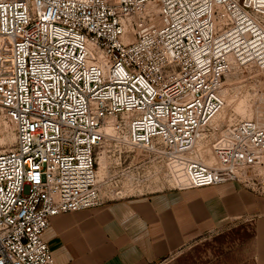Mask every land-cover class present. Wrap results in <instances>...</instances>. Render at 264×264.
<instances>
[{
    "label": "built area",
    "instance_id": "1",
    "mask_svg": "<svg viewBox=\"0 0 264 264\" xmlns=\"http://www.w3.org/2000/svg\"><path fill=\"white\" fill-rule=\"evenodd\" d=\"M233 60L264 69V0H0V108L15 133L0 154V264H55L51 219L107 201L108 125L151 178L185 176L173 188L245 185L264 123L228 126L217 166L191 155Z\"/></svg>",
    "mask_w": 264,
    "mask_h": 264
},
{
    "label": "crops",
    "instance_id": "2",
    "mask_svg": "<svg viewBox=\"0 0 264 264\" xmlns=\"http://www.w3.org/2000/svg\"><path fill=\"white\" fill-rule=\"evenodd\" d=\"M237 220L264 264V194L240 183L168 188L55 216L44 234L55 264H160Z\"/></svg>",
    "mask_w": 264,
    "mask_h": 264
},
{
    "label": "rangeland",
    "instance_id": "3",
    "mask_svg": "<svg viewBox=\"0 0 264 264\" xmlns=\"http://www.w3.org/2000/svg\"><path fill=\"white\" fill-rule=\"evenodd\" d=\"M225 81L221 90L224 105L216 120L221 124V135L238 120L264 123V69L254 64L240 65L233 60L232 73ZM216 122L213 129L218 127ZM217 133L208 134L193 152L194 157L210 166L219 164L213 150L214 142L220 136V132ZM14 144V125L0 110V154L12 149ZM133 155L113 137H108L97 150L98 183L104 199H121L175 187V183L166 176L151 178L146 169L136 168ZM245 173L248 181L242 185L264 194V160ZM249 228V225L234 220L192 242L178 255L160 264H252L253 238Z\"/></svg>",
    "mask_w": 264,
    "mask_h": 264
},
{
    "label": "bare ground",
    "instance_id": "4",
    "mask_svg": "<svg viewBox=\"0 0 264 264\" xmlns=\"http://www.w3.org/2000/svg\"><path fill=\"white\" fill-rule=\"evenodd\" d=\"M238 64H240V65H249V66H251V64L252 63H244V62H238V61H236ZM0 110H2L1 108H0ZM219 115V114H218ZM218 115L214 118V120L210 123V125H209V127L208 128H205V129H203V130H201L200 132H199V134H198V137H197V140H196V143H195V145H194V147L192 148V150H191V155H192V157H194L193 156V152H194V149H195V147L197 146V144L202 140V139H205V137L206 136H208V134H210V133H215V134H218L217 132H220V135H221V132H222V127H221V124L219 125V123L218 122H216V120H217V117H218ZM216 122V124L218 125V127H217V129H213V124ZM105 131H106V134H108L109 136H111L112 137V135L113 136H116L117 134H116V132H115V130L113 129V127H112V125H108V126H106V128H105ZM194 158H196V157H194ZM196 159H198V158H196ZM199 160V159H198ZM206 164V163H205ZM168 180H171L173 183H176V182H183V181H185L186 179H185V176H183V175H179V176H177V175H174V177L173 176H169L168 177ZM97 181H98V171H97Z\"/></svg>",
    "mask_w": 264,
    "mask_h": 264
}]
</instances>
